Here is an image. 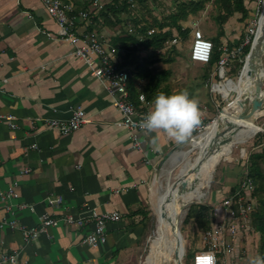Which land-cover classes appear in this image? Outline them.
Here are the masks:
<instances>
[{
    "label": "crops",
    "instance_id": "0c3cea01",
    "mask_svg": "<svg viewBox=\"0 0 264 264\" xmlns=\"http://www.w3.org/2000/svg\"><path fill=\"white\" fill-rule=\"evenodd\" d=\"M232 17L221 38L223 45L231 41L235 47L244 33L230 35ZM57 30L41 0H0V78L7 79L0 88V112L15 114L18 124L11 128L0 121V192L12 186L19 193L13 203L34 205L35 210L15 209L17 217L29 225L37 224L43 212L57 218L81 215L84 204L99 211L118 210L123 218L109 222L107 242L97 247L82 242L92 225L80 228L61 222L50 229L53 238L41 234L28 243L20 231L0 227V253L17 250L26 264H138L148 235L141 211L149 208L153 179L163 166L178 161L187 142L177 144L163 132L142 130L137 133L141 149L133 147L130 131L116 124L121 113L111 96L73 53L72 45L56 36ZM100 31L109 38L113 35L105 27ZM116 57L121 61L117 53ZM172 76L173 72L170 94L178 91L171 87ZM147 82V78L136 80L140 93ZM152 104L146 106L149 111ZM73 105H81L88 116L79 129L61 133L42 125L32 127L31 119L67 117ZM204 108H200L202 119ZM244 168L243 164L226 175L225 192L239 182ZM58 195L64 201L50 205L47 197ZM4 215L0 201V218ZM259 240L261 233L256 230L243 245L241 256H261L255 249Z\"/></svg>",
    "mask_w": 264,
    "mask_h": 264
},
{
    "label": "built area",
    "instance_id": "2783aa9c",
    "mask_svg": "<svg viewBox=\"0 0 264 264\" xmlns=\"http://www.w3.org/2000/svg\"><path fill=\"white\" fill-rule=\"evenodd\" d=\"M41 1L58 25L56 36L72 45L73 53L90 67L92 74L105 87L112 98V105L121 113V118L116 124L130 131L133 147L140 150L141 141L137 133L145 130L140 125L149 112L146 108L149 101L144 93L139 95L144 104L137 106L131 100L128 88L129 69L121 66L116 57L117 48L111 45L109 36H106L98 28L102 25L100 12L110 0ZM263 1L256 0L259 8L263 5ZM78 3H81L82 7ZM132 6L140 8L134 2H132ZM258 24L257 20L252 21L246 29L243 40L235 47L231 48L228 44L223 45V53L217 66V71L221 76L225 75L230 61L241 53L243 46L248 44L252 36L256 34ZM154 31L155 28H152L149 33ZM192 37L191 59L203 63L208 62L211 59L214 44L205 35L197 21L193 23ZM177 41L178 36L174 34L173 39L167 43L175 44ZM6 81V78H0V88ZM217 83L220 82L213 83V90H217L215 88ZM0 121L6 122L11 128L18 126L17 116L13 113L0 112ZM87 121L88 116L85 109L81 105H73L69 107L67 117H38L31 119V124L35 129L38 128V125H42L56 129L61 133H70L79 129ZM204 127L202 123L193 132L191 139ZM258 131L262 133V138L257 147L264 150V126L259 127ZM247 160L248 157L245 161ZM28 170L26 169V171ZM254 189V182L249 175L248 167L245 166L243 175L234 186V190L225 193L220 203L214 207L211 224L202 232L203 246L195 253L193 264H197V258L205 252L215 254L216 264H248L250 257L241 256V253L243 245L256 232L252 224V215L257 206V199L253 195ZM18 196L19 193L12 186L0 192V201L4 203L6 210V215L0 218V227L8 226L20 231L24 243L35 240L41 234L53 238L50 229L64 222L80 228L92 225V229L84 234L82 242L97 247L107 242L109 222L119 221L123 218L122 213L118 210L99 211L96 207L84 204L81 215L68 213L57 218L50 213L43 212L39 214L37 224L29 225L17 217L15 209L18 207L35 210V207L26 202L13 203L12 201ZM47 201L50 205L58 206L64 201V198L61 195L51 196L47 197ZM0 264H26V261L21 258L20 252L17 250L4 251L0 253Z\"/></svg>",
    "mask_w": 264,
    "mask_h": 264
},
{
    "label": "rangeland",
    "instance_id": "374dc122",
    "mask_svg": "<svg viewBox=\"0 0 264 264\" xmlns=\"http://www.w3.org/2000/svg\"><path fill=\"white\" fill-rule=\"evenodd\" d=\"M179 1L183 0H150L145 8L140 7L138 13L141 17H143V20L152 19L154 17L160 20L172 11H175L176 5ZM262 9L263 5L261 6V8H259L258 3H256L255 1L252 2L250 4V13L248 14L249 18L248 21L245 22V25L242 24V20L240 18L241 14L235 13L237 14V17H232V19L234 18V24L232 25L230 35L234 34L235 36V33L238 32H243L245 35L246 29H248L252 21H259L260 16L262 19ZM217 12L218 10L215 8L213 0H209L203 10H201L196 15H190L186 21L182 22L184 27H189L191 29L189 38L187 40L183 41L180 37H178V41L175 44L166 43L162 49L153 51L140 48L139 50V54L142 56L151 55L159 59L161 56H173L174 61L169 63L165 62L164 60H160L153 66V70L157 71L164 67L170 68L173 72L172 78L174 77V80H170L172 89L178 88V91L182 89H187L190 96L196 98L199 101L200 108H204V106H206L204 109L207 110V112L204 114V118L202 119V123L205 127L195 133L194 137L203 132L204 130L208 129L214 124L217 119L221 118L220 113L222 108L233 101L236 96V92L240 88H243V84L249 79L247 71L243 69L241 74L242 69H240L238 73L234 72L233 74L227 72L228 70H226V73L223 76L218 73L217 77L212 76V80L206 82L205 78L203 77V74L206 71L205 63L200 61H194L191 59L190 53L193 38V23L197 21L205 35L209 37V34L211 35L216 33L218 29V24L215 20V15L217 14ZM122 16L125 19L132 18L131 15H126V13H124ZM261 19L260 23L258 24L257 33L260 30ZM126 26L129 32H134L132 30L133 27L131 22H129ZM102 27H105L109 31H112L113 34L116 30H123L124 28L121 25L116 26V28H112L104 25L103 23L98 28L101 29ZM207 30L210 31L209 34L206 33ZM261 64L262 67L260 69L262 71V84L264 87V55L262 57ZM215 82H220L215 84V88L218 91L213 90V83ZM262 100L263 102L261 104L260 110L253 109L254 103ZM245 102L246 106L243 111L250 110L251 113L249 118L258 127H263L264 95L262 99L254 101H248L245 96ZM238 108L239 106L237 105L233 108V110H231L238 111ZM258 130L259 128L249 137V139L247 138L245 141L234 143L229 147L225 148L218 158L217 164L213 169V174L210 178L207 179L206 182L202 183L201 185L200 193L202 194V197L196 198L192 200V202H189V204L186 203L181 206V211L178 215L177 226L181 232V240L182 244L184 245L183 250L185 249L183 256V264H193L195 253L200 250L203 246L202 228L199 226L198 222L195 219L187 218L189 207L193 203H199L208 204L214 208L220 203L221 198L225 194L224 184L226 180V175L233 171L236 167L243 166L245 159L249 156L252 151L262 150L261 147H257L260 142L258 141V137L262 134ZM190 141L191 139L187 142L185 149H188V147L190 148ZM199 154L200 149L196 148L191 151L190 154L178 165L177 162L173 163L172 165L168 163L167 165L163 166V168H161L157 175H155V178L153 179L152 199L148 208L150 215L147 217L146 220V224L148 227V235L146 236L145 242L140 250L138 264H158V261L155 258L157 252L156 226L158 218L160 216V210L157 205L158 198L163 188L167 185L168 181L171 184V188L177 185L176 184L175 186H173L172 184L175 180H179L182 173L189 171V169L194 165ZM188 177L189 179L192 178L191 175H189ZM203 192H205L204 195ZM260 246L261 240H259L257 246H255V249L260 251ZM172 259H165L162 264H175V259Z\"/></svg>",
    "mask_w": 264,
    "mask_h": 264
},
{
    "label": "trees",
    "instance_id": "16d2710c",
    "mask_svg": "<svg viewBox=\"0 0 264 264\" xmlns=\"http://www.w3.org/2000/svg\"><path fill=\"white\" fill-rule=\"evenodd\" d=\"M131 1L136 3L139 7L145 8L150 0H110L105 4L103 10L100 12V16L102 18V23L108 27L116 28V26L121 25L125 28H123V30H116L110 37V43L117 48V54L121 58V66H125L129 69L128 88L130 98L139 106L140 91L135 84L136 80L143 78L148 79L142 92L149 102L153 101L155 96L160 92L169 95L171 89L168 85V81L172 71L168 68L154 71L153 65L160 60L169 63L174 61V57L171 55H167L166 57L161 56L160 59L151 55L142 56L139 54L140 48L153 51L162 49L168 41L173 39L175 33L181 40H187L191 29L189 27H184L182 22L186 21L190 15H196L203 10L209 0L179 1L175 11H172L160 20L156 17L143 20V17L138 13L140 8L132 6ZM254 1L256 2V0H213L215 8L218 10L215 15V20L218 24V32L216 35L209 37L213 41L214 48L211 59L205 63L206 71L203 74L205 80L210 81L215 70L216 73L214 76H218L217 66L223 53V41L221 37L225 35V23L235 15V13H240V18L244 21L248 17L250 4ZM78 5L82 6L81 3H78ZM124 13H126V15H131L132 18L125 19L122 16ZM129 22H131L134 32L128 31L126 25ZM152 28H155V31L149 33V30ZM253 38L254 35L250 42L243 46L241 53L230 61L227 72L231 74L234 72L238 73L240 69L243 68ZM242 39H240V42ZM228 44L230 47L234 46L231 41H229ZM261 136L262 134L258 137V141L262 138ZM244 165L248 167L249 175L255 185L253 195L257 199V206L252 215V224L254 228L261 233L260 253L261 256H264V151H252L248 156V160L244 162ZM233 190L234 187L229 191ZM139 211L140 210L131 212V216L136 215ZM213 211L214 208L211 207V205L193 203L189 207L187 218L195 219L203 232L209 228L211 224ZM141 212L143 216L142 220L146 227V220L150 212L148 209H143Z\"/></svg>",
    "mask_w": 264,
    "mask_h": 264
},
{
    "label": "bare ground",
    "instance_id": "6f19581e",
    "mask_svg": "<svg viewBox=\"0 0 264 264\" xmlns=\"http://www.w3.org/2000/svg\"><path fill=\"white\" fill-rule=\"evenodd\" d=\"M263 38L264 11L262 13L260 30L258 33L256 31L253 40L254 47H258ZM261 67L258 66L254 75L252 77L249 76V79L243 84V88H240L236 92L235 98L227 107L229 112L221 111V118L217 119L208 129L193 137L190 141V148L188 147V149L179 153L177 165L181 163L191 151L196 148L200 149V154L189 171L182 173L179 180L173 182V186L177 184L175 187L171 188V184L168 181L158 198L157 205L160 210V216L156 226L157 252L155 255L158 264H162L165 259H175L176 254L180 252V249L177 247L175 226L178 222L181 206L186 203L189 204V202H192V200L196 198L202 197L200 193L201 185L213 174V169L222 151L234 143L245 141L247 138L249 139L259 128L249 118L251 113L250 110L244 111L240 116L234 115L236 111L232 110L238 105L237 97L239 95L244 94L248 101L262 99L264 87L262 84L263 76L260 69ZM244 70H248V64L245 66ZM189 175H191V179H189ZM204 194L205 192H203V195Z\"/></svg>",
    "mask_w": 264,
    "mask_h": 264
},
{
    "label": "clouds",
    "instance_id": "9594fccd",
    "mask_svg": "<svg viewBox=\"0 0 264 264\" xmlns=\"http://www.w3.org/2000/svg\"><path fill=\"white\" fill-rule=\"evenodd\" d=\"M201 124L199 101L191 97L187 89H182L170 95L158 93L153 100L152 109L140 126L148 133L163 132L175 143L183 144L191 139L193 132ZM197 264H216L215 254H201L197 258ZM248 264H264V256L250 257Z\"/></svg>",
    "mask_w": 264,
    "mask_h": 264
},
{
    "label": "water",
    "instance_id": "95a60500",
    "mask_svg": "<svg viewBox=\"0 0 264 264\" xmlns=\"http://www.w3.org/2000/svg\"><path fill=\"white\" fill-rule=\"evenodd\" d=\"M263 11H264V1H263L262 13H263ZM262 13H261V15H262ZM260 19H261V16H260L259 21H258L259 23H260ZM254 38H255V36H254ZM263 55H264V38H263V40L261 41V43L259 44L258 47H254V45L252 43V45L250 47V51H249V53L247 54V56L245 58V62H244L243 68L241 70V74H242V71L245 68V66L248 64L247 75L252 77L254 75L257 67L258 66H260V67L262 66L261 60H262ZM262 102H263V100L255 102L254 105H253V109L260 110ZM237 104H238L239 108H238V111L234 112V115H236V116L239 115L240 116L241 114H243V112H244L243 110H244V108L246 106L244 94L243 95H239L237 97ZM228 105L223 107L221 111L229 112V110L227 108ZM175 232L177 234V247L180 249V252L176 254L175 264H183V256H184V250L185 249L183 250L184 245L181 242V232L178 229L177 224L175 226Z\"/></svg>",
    "mask_w": 264,
    "mask_h": 264
}]
</instances>
